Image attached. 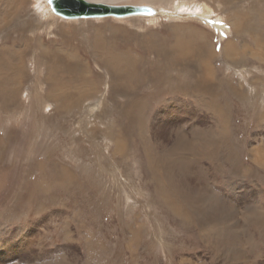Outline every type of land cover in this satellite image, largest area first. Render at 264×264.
Listing matches in <instances>:
<instances>
[{
    "label": "rangeland",
    "instance_id": "rangeland-1",
    "mask_svg": "<svg viewBox=\"0 0 264 264\" xmlns=\"http://www.w3.org/2000/svg\"><path fill=\"white\" fill-rule=\"evenodd\" d=\"M48 2L0 0V264H264V0Z\"/></svg>",
    "mask_w": 264,
    "mask_h": 264
},
{
    "label": "bare ground",
    "instance_id": "bare-ground-1",
    "mask_svg": "<svg viewBox=\"0 0 264 264\" xmlns=\"http://www.w3.org/2000/svg\"><path fill=\"white\" fill-rule=\"evenodd\" d=\"M86 1V0H85ZM136 1V0H135ZM99 2H100V0H99ZM99 2H97V1H94V2H89V3H97V4H101V3H99ZM102 2V1H101ZM105 2V1H104ZM106 2H107V0H106ZM144 2V1H143ZM185 3V2H184ZM184 3L182 4V5H184ZM186 4V3H185ZM20 5V4H19ZM159 5V4H158ZM185 6V5H184ZM50 7V6H49ZM181 7V6H180ZM164 8V7H163ZM50 11V10H49ZM47 13V12H46ZM50 13V12H49ZM53 15V14H52ZM57 15V14H56ZM237 15V14H236ZM55 16V15H54ZM46 19V18H45ZM240 22V21H239ZM248 22V21H247ZM47 23V22H46ZM243 23V22H242ZM56 24V23H55ZM46 25V24H45ZM235 25V24H234ZM240 26V25H239ZM242 26V25H241ZM211 27H212V25H211ZM237 28H239V27H237ZM237 28H236V32H237ZM60 29V28H59ZM159 29V28H158ZM239 29H241V28H239ZM76 30V29H75ZM248 30V29H247ZM76 32V31H75ZM79 32V31H78ZM241 33V32H240ZM59 34V33H58ZM61 34H63V33H61V31H60V35ZM76 34V33H75ZM259 35V34H258ZM62 36V35H61ZM46 37V36H45ZM63 37H64V35H63ZM46 39V38H45ZM66 39V38H65ZM253 39V38H252ZM41 40V39H40ZM144 41V40H143ZM203 41V40H202ZM41 42V41H40ZM39 42V43H40ZM47 42H48V40H47ZM82 42V41H81ZM36 43V42H35ZM49 43H50V41H49ZM96 43V42H95ZM86 44V43H85ZM177 44V43H176ZM175 44V45H176ZM204 44V43H203ZM41 45H43V44H41ZM84 45V44H83ZM95 45V44H94ZM56 46V45H55ZM147 46V49H149L150 50V48H152V49H155L156 48V45H155V43H148V45H146ZM180 46V45H179ZM24 47V46H23ZM93 47V46H92ZM137 47V46H136ZM148 47H150V48H148ZM158 47V46H157ZM178 47V46H177ZM211 47V46H210ZM245 46H243V48H244ZM32 48V47H31ZM54 48V47H53ZM60 48V47H59ZM65 48V47H64ZM96 48V47H95ZM198 48L199 49H201V50H199V51H197V54L201 57V55H203V53H202V46H200V47H197V50H198ZM34 49V48H33ZM246 49V48H245ZM260 49V48H259ZM160 50V49H159ZM210 50H212V49H210ZM49 51V52H48ZM213 51V50H212ZM42 52V51H41ZM44 52H47V53H50V50H45ZM53 52V51H52ZM56 52V51H55ZM203 52H204V49H203ZM214 53V52H213ZM212 53V54H213ZM231 53V46L230 45H228V47L225 49V54H230ZM37 54V53H36ZM46 54V53H45ZM63 54V53H62ZM99 54V53H98ZM116 54V53H115ZM190 54V53H189ZM44 55V54H43ZM42 55V56H43ZM47 55V54H46ZM52 55H54V54H52ZM95 55V54H94ZM158 55V54H157ZM163 55V54H162ZM192 55V54H191ZM28 56V55H27ZM45 56V55H44ZM48 56V55H47ZM167 56V55H166ZM178 56V55H177ZM188 56V55H187ZM190 56V55H189ZM38 57V56H37ZM72 57V56H71ZM48 58V57H47ZM50 58H52L51 56H50ZM70 58V57H69ZM72 58H74V57H72ZM117 58V57H116ZM99 59V58H98ZM122 59V58H121ZM95 60V59H94ZM179 60V59H178ZM232 60V59H231ZM114 62V61H113ZM117 62V61H116ZM121 62V61H120ZM119 62V63H120ZM104 63V62H103ZM124 63H126V62H124ZM44 64H46V63H44ZM118 64V63H117ZM120 64H122V63H120ZM127 64V66H128V68L130 67H133L134 68V65H135V63H133V64H129V63H126ZM22 65H24V64H22ZM154 65V64H153ZM113 66V71L115 72L114 73V75H116V74H118V65L117 66H115V65H112ZM205 66V65H204ZM67 68H70V70L71 71H75V66H74V64L73 63H70L69 61H68V63H67ZM81 68H82V66H81ZM106 68V67H105ZM1 69L2 68H0V71H1ZM49 69V68H48ZM53 69V68H52ZM120 69V68H119ZM132 69V68H131ZM204 69H206L205 67H204ZM37 70V69H36ZM77 70H78V68H77ZM85 70V69H84ZM127 70V69H126ZM159 70V69H158ZM53 71V70H52ZM122 71V70H121ZM215 71V70H214ZM213 71V72H214ZM81 72V71H80ZM124 71H122V73H123ZM7 73V72H6ZM31 73V72H30ZM49 73H51L50 72V70H49ZM105 73V72H104ZM121 73V74H122ZM120 74V75H121ZM48 75V74H47ZM86 75H88V74H86ZM112 75V74H111ZM123 75V74H122ZM196 75V74H195ZM53 76V75H52ZM77 77H78V75H76ZM98 76V75H97ZM125 76V75H124ZM200 76V75H199ZM213 76H214V74H213ZM47 77L48 76H46V79H47ZM121 77V76H120ZM0 78H1V80H3L4 79V77L3 76H0ZM49 78V77H48ZM204 78V77H203ZM121 79V78H120ZM21 80V79H20ZM49 80V79H48ZM100 80V79H99ZM113 80V79H112ZM131 80H133V79H131ZM215 80V79H214ZM9 81V80H8ZM46 81V80H45ZM44 81V82H45ZM51 81V80H50ZM58 81V80H57ZM136 81V80H135ZM196 81V80H195ZM199 81V80H198ZM47 82V81H46ZM63 82V81H62ZM200 82H201V79H200ZM7 83V82H6ZM5 83V84H6ZM10 83V82H9ZM136 83V82H135ZM203 83H204V81H203ZM206 83V82H205ZM5 84H3V86H5ZM127 84V83H126ZM206 84H208V83H206ZM213 84V83H212ZM214 84H215V82H214ZM1 85H2V82H1ZM0 85V86H1ZM7 85H8V83H7ZM197 85V84H196ZM203 84L201 83V86H202ZM22 86V85H21ZM45 86V85H44ZM48 86H50V85H48ZM92 86V85H91ZM113 86V85H112ZM204 86V85H203ZM210 86V85H209ZM11 87V86H10ZM52 87V86H51ZM211 87H212V85H211ZM95 88V87H94ZM201 88V87H200ZM208 88V87H207ZM53 88H51V90H52ZM81 89V88H80ZM96 89V88H95ZM193 89V88H192ZM10 90V89H9ZM14 90V89H13ZM93 90V89H92ZM129 90V89H128ZM194 90H196V88L194 89ZM194 90H193V92H194ZM1 91V90H0ZM55 91V90H54ZM204 91V90H203ZM128 92V91H127ZM133 92V91H132ZM2 93V92H1ZM8 93V92H7ZM15 93V92H14ZM49 93V92H48ZM81 93V92H80ZM85 94V93H84ZM74 95V94H73ZM8 96V95H7ZM77 97H78V95H77ZM15 98V97H14ZM6 99V98H5ZM38 99V98H37ZM10 100V99H9ZM49 100V99H48ZM76 100V99H75ZM78 100V99H77ZM2 102H3V100H2ZM5 102H6V100H5ZM5 102H3V103H5ZM18 102H19V100H18ZM81 102V101H80ZM6 105V104H5ZM70 105V104H69ZM91 105H93V104H91ZM81 106V105H80ZM137 106V105H136ZM138 107V106H137ZM1 110V109H0ZM3 111H5V110H3ZM58 111V110H57ZM56 111V112H57ZM59 112V111H58ZM62 112V111H61ZM76 112H78V111H76ZM66 113V112H65ZM216 113V112H215ZM81 116V115H80ZM59 117V116H58ZM263 117V116H262ZM136 118V117H135ZM133 119V118H132ZM123 123V122H122ZM149 123V122H148ZM134 127V126H133ZM143 128V127H142ZM153 128V127H152ZM114 132V131H113ZM182 133V132H181ZM68 135V134H67ZM87 135V134H86ZM178 135H176L175 137H177ZM162 137V136H161ZM179 137H181V135L179 136ZM178 137V138H179ZM74 138V137H73ZM180 139V138H179ZM182 139V138H181ZM184 140V139H183ZM120 143V142H119ZM108 144V143H107ZM109 145V144H108ZM115 145V144H114ZM127 148V147H126ZM123 149V148H122ZM260 149V148H259ZM256 151V150H255ZM259 151V153H261V151H263V150H258ZM257 153V152H256ZM258 154V153H257ZM262 154V153H261ZM263 154H264V152H263ZM262 154V155H263ZM213 156V155H212ZM258 156V155H257ZM256 156V157H257ZM260 156V155H259ZM259 156H258V158H259ZM264 156V155H263ZM255 157V158H256ZM214 159V158H213ZM260 159V158H259ZM256 160V159H255ZM262 160H264V159H262ZM256 163H257V161H255ZM260 163H261V161H260ZM182 164H184V162L182 163ZM186 164H187V162H186ZM188 165V164H187ZM257 165H259V164H257ZM261 166V165H260ZM259 166V167H260ZM264 166V165H263ZM261 170H262V166H261ZM56 177V176H55ZM71 183V182H70ZM208 195H209V197H208V200H209V202H208V205L210 206V208H211V210L212 211H214V212H218L220 215H222V216H224V217H227V216H229V214H234V213H231L232 212V206H230V205H228V204H225V203H219V204H217L216 203V201H215V196H213V195H211V194H209L208 193ZM219 200V199H218ZM219 205V206H218ZM236 213V212H235ZM216 227V226H215ZM216 229L218 230V231H221V230H219L217 227H216ZM210 232H209V234H211L212 232H213V229H210L209 230ZM220 234H222V236H224V238H225V241H229V238H228V234L226 233V232H220ZM236 237H238V236H236ZM239 238V237H238ZM235 239V238H234ZM223 242V244L224 243H226V242ZM231 245V244H230ZM230 245L229 244H224V246H222V244H219V247H220V250L222 251V252H225V251H234V250H232L231 248H230ZM240 245H241V243H240ZM238 248V247H237ZM234 257V256H233Z\"/></svg>",
    "mask_w": 264,
    "mask_h": 264
},
{
    "label": "water",
    "instance_id": "water-1",
    "mask_svg": "<svg viewBox=\"0 0 264 264\" xmlns=\"http://www.w3.org/2000/svg\"><path fill=\"white\" fill-rule=\"evenodd\" d=\"M52 13L62 18H99L109 15H125L134 12L137 6L89 3L85 0H49ZM138 11V10H135ZM152 12V11H151Z\"/></svg>",
    "mask_w": 264,
    "mask_h": 264
}]
</instances>
